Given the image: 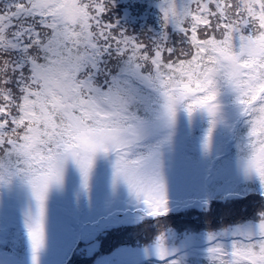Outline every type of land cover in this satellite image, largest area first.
Listing matches in <instances>:
<instances>
[{
    "label": "snow or ice",
    "instance_id": "snow-or-ice-1",
    "mask_svg": "<svg viewBox=\"0 0 264 264\" xmlns=\"http://www.w3.org/2000/svg\"><path fill=\"white\" fill-rule=\"evenodd\" d=\"M121 2L0 0V264L121 228L142 244L95 264H264V0H148L138 31Z\"/></svg>",
    "mask_w": 264,
    "mask_h": 264
},
{
    "label": "trees",
    "instance_id": "trees-1",
    "mask_svg": "<svg viewBox=\"0 0 264 264\" xmlns=\"http://www.w3.org/2000/svg\"><path fill=\"white\" fill-rule=\"evenodd\" d=\"M138 5V15L143 17L144 24L148 26H152L155 23V8H149L148 0L140 1ZM145 18V20H144ZM144 26V25H143ZM132 30L136 29V26H132ZM256 207V202L254 200L244 201L240 204L225 206L223 204H214L212 206V211L210 213H204L208 216H212L215 212L216 215H220V218L211 217L207 223H202L199 221V217L190 218L185 217V219L179 220V215H175L172 219L169 220V224L173 227H176L178 223L181 221L187 220L189 226H206L207 229H211L218 225H227L229 222L240 219L242 216H251ZM191 214L202 215L199 210H194L190 212ZM206 222V221H205ZM181 224V223H180ZM145 237L144 229H132V228H121V229H113L103 236L100 237L101 246L98 254L96 256H92V258H87L83 255H77L72 258V264H94L95 260L104 255H109L116 251V249L126 245H140L143 242Z\"/></svg>",
    "mask_w": 264,
    "mask_h": 264
},
{
    "label": "rangeland",
    "instance_id": "rangeland-1",
    "mask_svg": "<svg viewBox=\"0 0 264 264\" xmlns=\"http://www.w3.org/2000/svg\"><path fill=\"white\" fill-rule=\"evenodd\" d=\"M140 1L142 0H122L121 2V5L118 9V14L120 15L121 18L124 17V14L125 12H127L128 14V26L130 28H132V26H136V29L135 30H139L144 24V22L142 23L143 21V17L142 16H139L138 15V5L140 3ZM145 20V18H144ZM194 210H197V209H192V210H189L188 212L184 213V214H177L179 215V220L181 219H185V217H190V218H197L199 217V221L202 222V223H207V221L211 218V217H215V218H220V215H216L215 212L212 216H208L207 214H202V215H198L196 213L194 214H191L190 212L194 211ZM206 221V222H205ZM181 223V224H180ZM180 223L177 224V226H180V227H183V226H186L188 224L187 220L185 221H181ZM191 226V225H190ZM194 226V225H192ZM197 227V226H196ZM201 227L202 230H208L206 226H199ZM108 232V231H107ZM106 234V233H105ZM104 234H102L101 236H103ZM98 237L99 239V243H100V237ZM87 245H85L83 242L80 243L79 245V248L83 249L85 248ZM137 245L134 246V244L132 245H129V246H122V247H130V248H135ZM101 246L99 245L98 247V250L93 254V255H88L87 253H83V252H77L75 254L77 255H83L87 258H92V256H96L98 254V251L100 250ZM115 252V251H114ZM75 254L73 255V257L75 256ZM112 254V253H111ZM111 254L109 255H104V256H110ZM99 258V257H98ZM118 259H124V260H131L132 257H118ZM95 264V263H94Z\"/></svg>",
    "mask_w": 264,
    "mask_h": 264
}]
</instances>
